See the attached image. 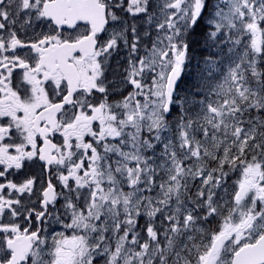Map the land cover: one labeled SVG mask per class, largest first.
<instances>
[{"label":"snow or ice","instance_id":"1","mask_svg":"<svg viewBox=\"0 0 264 264\" xmlns=\"http://www.w3.org/2000/svg\"><path fill=\"white\" fill-rule=\"evenodd\" d=\"M0 264H264V0H0Z\"/></svg>","mask_w":264,"mask_h":264}]
</instances>
